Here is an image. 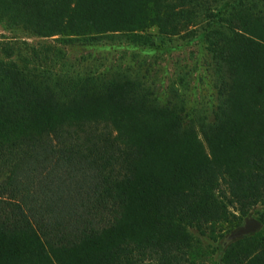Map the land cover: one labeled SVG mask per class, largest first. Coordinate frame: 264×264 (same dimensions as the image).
<instances>
[{"label":"trees","instance_id":"16d2710c","mask_svg":"<svg viewBox=\"0 0 264 264\" xmlns=\"http://www.w3.org/2000/svg\"><path fill=\"white\" fill-rule=\"evenodd\" d=\"M227 1L0 0L44 37L200 28L219 100L200 127L119 73L49 82L0 62V264H203L187 230L264 208V0ZM248 239L225 264H264L262 232Z\"/></svg>","mask_w":264,"mask_h":264},{"label":"rangeland","instance_id":"374dc122","mask_svg":"<svg viewBox=\"0 0 264 264\" xmlns=\"http://www.w3.org/2000/svg\"><path fill=\"white\" fill-rule=\"evenodd\" d=\"M146 34L152 40L149 45L114 35L98 42L44 37L0 18V62L13 63L27 76L49 82L67 77L110 78L119 73L140 81L163 104L172 98L183 101L185 112L200 127L212 122L219 100L205 33L194 28L190 33L166 35L153 27ZM174 93L177 98L173 97ZM263 211L259 205L246 215L234 212L229 220L212 225L206 233L195 228L187 230L197 261L225 264L228 244L231 250L250 242L251 238L238 241L244 237L231 242L226 239L249 217L262 221L257 232L261 231L264 236Z\"/></svg>","mask_w":264,"mask_h":264},{"label":"water","instance_id":"95a60500","mask_svg":"<svg viewBox=\"0 0 264 264\" xmlns=\"http://www.w3.org/2000/svg\"><path fill=\"white\" fill-rule=\"evenodd\" d=\"M262 221L255 217H249L245 220L244 224L233 230L226 237L227 242L243 238L259 231L262 227Z\"/></svg>","mask_w":264,"mask_h":264}]
</instances>
